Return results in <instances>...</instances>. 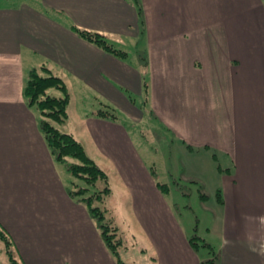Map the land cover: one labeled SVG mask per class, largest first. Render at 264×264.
Returning <instances> with one entry per match:
<instances>
[{
    "label": "crops",
    "instance_id": "obj_1",
    "mask_svg": "<svg viewBox=\"0 0 264 264\" xmlns=\"http://www.w3.org/2000/svg\"><path fill=\"white\" fill-rule=\"evenodd\" d=\"M73 26L106 35L128 56ZM43 66L71 96L57 127L106 171L108 214L149 264L206 257L171 188L159 187L142 149L148 138L134 129L143 123L177 145L185 180H206L217 264H264V0H0V224L22 264H119L69 195L24 98L30 71ZM107 105L117 119L98 115Z\"/></svg>",
    "mask_w": 264,
    "mask_h": 264
},
{
    "label": "trees",
    "instance_id": "obj_2",
    "mask_svg": "<svg viewBox=\"0 0 264 264\" xmlns=\"http://www.w3.org/2000/svg\"><path fill=\"white\" fill-rule=\"evenodd\" d=\"M73 29L83 39L99 46L106 52L121 59H125L128 56L125 50L116 47L102 33L77 26H73ZM52 88L60 90L62 95L55 96L49 94L48 90ZM23 95L27 104L34 107L39 113L40 129L55 160L64 164L73 177L83 180L87 185L78 186L74 184L68 189L69 195L85 204L90 215L96 221L102 239L111 254L119 264H126L117 250L122 243L119 227L115 224L112 217H110L108 209L105 207L107 197L112 192L108 174L88 155L84 145L73 134L60 130L56 125V123L66 121L69 117L68 106L71 96L65 81L61 77L54 75L45 66L33 68L25 83ZM98 115L105 118L117 119V111L109 105L98 110ZM99 182L104 183L101 189L97 186ZM88 186L97 187L98 189L94 193H91ZM159 187L164 191L169 190L165 184L159 183ZM0 240L4 244L9 263L19 264L18 258H15L13 254L15 252L14 242L5 227L1 224ZM195 240L196 238L193 236L191 243L194 246L197 245ZM203 264L206 263L203 262Z\"/></svg>",
    "mask_w": 264,
    "mask_h": 264
},
{
    "label": "rangeland",
    "instance_id": "obj_3",
    "mask_svg": "<svg viewBox=\"0 0 264 264\" xmlns=\"http://www.w3.org/2000/svg\"><path fill=\"white\" fill-rule=\"evenodd\" d=\"M131 55L133 54L131 53ZM48 93L55 96L62 95L61 91L57 88L49 89ZM134 127V129L144 132L145 137L148 138L145 140L146 143L142 146L143 152L146 154L147 159L150 161V163L154 165L158 178L163 183L168 184V188H171L173 197L176 199L175 206L179 211L183 213L185 222H191L192 227L194 228L192 237L194 236L196 238L195 242L197 243L195 247L205 252L206 264H217V249L215 251L213 246H211V244L208 242L210 234H207V229L211 227L212 220L210 219L208 211L206 210L209 205H205V202H208V195L206 194L208 192V189L205 186L206 180H198L195 182L185 180L183 178V173L185 172L183 165L184 158L181 155V151L177 149V145H172L170 139L166 141V136L160 137L158 134L160 132L156 131V128L150 127L149 124H134ZM154 135H157L158 137ZM228 162L229 160L227 156L219 155L218 163L221 166L223 165V167H226V165H228ZM60 166L61 168L65 169V176L67 177V183L70 185V188L74 184H77L78 186H87L83 180H79L68 174L67 167L64 164ZM225 171L226 170L222 171L221 173L224 174ZM207 175L209 177H213V174L209 171H207ZM72 180L75 181L73 182ZM72 182L73 184H71ZM103 185V182H99L97 186L101 189ZM89 187L91 193H94L98 189L97 187L93 186H88V188ZM196 228L199 229L197 230ZM120 236V240L122 243L119 245L117 250L121 254V257L126 262V264L150 263L149 256L144 255L145 249L143 247L140 248V246L136 243L131 245L126 242L125 238L122 235ZM134 250L135 253H133ZM136 253H138L137 256ZM13 254L15 258H17L16 253L13 252ZM17 260L19 264H22L19 259ZM9 262L10 261L7 256V264H10Z\"/></svg>",
    "mask_w": 264,
    "mask_h": 264
}]
</instances>
